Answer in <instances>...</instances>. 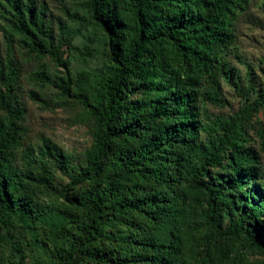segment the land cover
<instances>
[{"label":"trees","instance_id":"obj_1","mask_svg":"<svg viewBox=\"0 0 264 264\" xmlns=\"http://www.w3.org/2000/svg\"><path fill=\"white\" fill-rule=\"evenodd\" d=\"M20 1L0 0V7L12 11L11 30L32 52L50 56L66 67L61 48L70 44L69 37L56 40L49 28L36 25L21 11ZM27 1L31 5L32 0ZM249 1L85 0L90 22L106 37L110 72L96 80L93 101L86 92L80 95L94 123L92 146L85 156L86 167L70 180L69 190L88 187L68 205L81 211L83 220L75 223L76 232L56 254L54 264L112 263L110 256L96 247L104 236L102 227L120 223L122 216L132 211L154 228L171 224L167 227L169 241L158 235L140 242L142 264H183L176 234L185 197L190 198L198 225L211 228L228 243L223 248L210 245L207 239L204 246L193 242L189 251L194 264H234L235 257L241 258L234 244L241 240L252 250L264 252V168L244 130L253 115L264 108V96L227 120L217 121L215 137L208 142L198 141L204 129L199 108L203 83L207 89L202 99L217 106L225 104L221 81L236 89L242 87L226 56L233 45L234 22ZM40 9L42 13L44 8ZM124 34L129 35L127 41ZM1 74L6 79L0 91V110L5 113L0 116V223L6 224L9 205L16 200L29 204L21 178L35 179L28 171L13 170L5 156L20 140L23 111L13 97V70ZM56 86L63 93L69 92L65 80ZM139 90L145 97L135 101L132 95ZM158 119L162 122L156 125ZM143 121L153 125L152 135H137ZM118 142L133 145L104 173ZM37 153L66 159L45 138ZM48 176L50 172L42 167L38 182L45 184ZM180 181L189 183L188 187L179 188ZM218 217L226 218L224 228H220ZM196 226L188 223L185 229L200 239ZM215 232L207 236L219 237ZM119 264H128L127 259Z\"/></svg>","mask_w":264,"mask_h":264},{"label":"rangeland","instance_id":"obj_2","mask_svg":"<svg viewBox=\"0 0 264 264\" xmlns=\"http://www.w3.org/2000/svg\"><path fill=\"white\" fill-rule=\"evenodd\" d=\"M20 2L21 11L36 25L49 28L56 40L67 35L70 44L61 48L66 67L58 65L50 56L32 52L25 40L11 30L10 8L0 7V91L3 92L6 79L1 71L6 75L13 70V97L16 107L23 111L20 140L6 151L5 156L13 170L21 173L28 171L35 179L28 181L21 178L29 204L25 206L16 200L5 213L7 223H0V264H54L56 254L66 248L76 232L75 223L83 220L81 211L68 205V201L79 197L88 187L84 185L75 191L69 190L70 180L86 167L85 156L92 146L91 129L94 123L82 105L80 95L86 92L93 101L96 80L110 72L109 50L105 35L88 18L85 0H32L31 5L27 0ZM41 7L44 8L42 13ZM75 17H79L80 21ZM232 34L233 45L226 59L229 66L238 72L242 87L236 89L221 81V97L225 104L217 106L202 99L207 89L203 83L199 91L200 122L204 128L198 135L200 143L215 137L214 125L217 121L227 120L243 106L264 96V0L249 1L245 11L234 22ZM124 39L127 41L129 35H125ZM59 80L69 84V92L63 93L56 86ZM144 97L141 90L132 95L135 101ZM0 116H5L2 110ZM161 122L162 119H158L155 123L158 125ZM152 127V124L143 121L137 135H152ZM244 130L249 146L264 168V108L253 115L244 125ZM44 138L59 148L66 159L39 156L37 151L43 146ZM132 145L131 142L116 143L104 166V173L116 164L118 155ZM42 167L50 172V176L45 177V184L38 182ZM188 185L185 181L178 183L179 188L186 189ZM184 199L178 216L180 231L176 236L180 239L183 264H194L189 251L193 242L204 246V239H207L210 245L223 248L228 243L211 228L199 226L190 198ZM218 221L220 228L226 226V218L218 217ZM193 222L197 223L195 233L200 239L185 229V225ZM167 227L171 224H167L166 228H154L132 211L122 216L120 223H108L102 227L104 236L96 247L101 254L110 256L112 263L107 264H119L126 259L128 264H142L143 246L140 242L158 235L169 241L171 234ZM211 231L219 237L207 236ZM234 245L235 252L241 255V258L235 257L234 264H264V252L252 250L244 240Z\"/></svg>","mask_w":264,"mask_h":264}]
</instances>
